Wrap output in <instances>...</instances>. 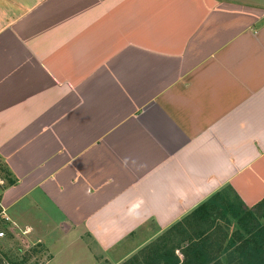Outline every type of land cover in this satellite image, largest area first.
I'll return each mask as SVG.
<instances>
[{
	"label": "crops",
	"instance_id": "1",
	"mask_svg": "<svg viewBox=\"0 0 264 264\" xmlns=\"http://www.w3.org/2000/svg\"><path fill=\"white\" fill-rule=\"evenodd\" d=\"M0 171L51 264H223L197 209L264 198V0H0Z\"/></svg>",
	"mask_w": 264,
	"mask_h": 264
},
{
	"label": "rangeland",
	"instance_id": "2",
	"mask_svg": "<svg viewBox=\"0 0 264 264\" xmlns=\"http://www.w3.org/2000/svg\"><path fill=\"white\" fill-rule=\"evenodd\" d=\"M1 172L2 171H0V179H4ZM2 186L3 185L0 184V194ZM15 207L20 209L19 205ZM2 212L3 208L0 210V231H4L5 234L3 237H0V264H51V256L48 254L50 250L48 246L49 242L33 237L31 233L33 231L30 229L18 227L11 222H4V219H1ZM24 212V216H27L25 219L26 221H30V223L34 225H39L38 223L42 222L43 212L39 209H34V206L32 208H25L24 205ZM4 213L7 216L8 214L9 216H15L16 209H10L8 214L4 210ZM39 213L40 216L38 215ZM233 227H236L235 222H233ZM78 243L81 246L80 242L76 241H53V248L57 253V256L54 258V264H62L66 261L80 259V257L76 256V251L79 249L77 248L79 247ZM226 245L228 246V243H226ZM64 249H67L65 253H70L73 257L68 258L66 255H63V253L60 255L61 250ZM91 251L95 253L94 249ZM87 259H89V262H92V259L99 258L93 256ZM223 264H226V261L223 260Z\"/></svg>",
	"mask_w": 264,
	"mask_h": 264
},
{
	"label": "trees",
	"instance_id": "3",
	"mask_svg": "<svg viewBox=\"0 0 264 264\" xmlns=\"http://www.w3.org/2000/svg\"><path fill=\"white\" fill-rule=\"evenodd\" d=\"M12 181L9 178L7 182ZM215 200L226 201L224 214L228 213L236 224L226 254L227 264H264V198L248 207L237 195L231 200L218 192L197 210H211L209 202Z\"/></svg>",
	"mask_w": 264,
	"mask_h": 264
},
{
	"label": "built area",
	"instance_id": "4",
	"mask_svg": "<svg viewBox=\"0 0 264 264\" xmlns=\"http://www.w3.org/2000/svg\"><path fill=\"white\" fill-rule=\"evenodd\" d=\"M0 184H3V181L2 180H0ZM1 217L3 219H5V220H9L8 216L4 213V210H3L2 214H1ZM4 234H5L4 231H0V237H3Z\"/></svg>",
	"mask_w": 264,
	"mask_h": 264
}]
</instances>
